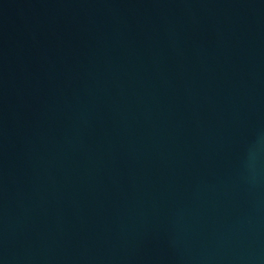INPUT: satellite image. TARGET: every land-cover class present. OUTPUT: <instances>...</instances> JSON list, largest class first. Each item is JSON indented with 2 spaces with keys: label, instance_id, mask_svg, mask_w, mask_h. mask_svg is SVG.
Returning a JSON list of instances; mask_svg holds the SVG:
<instances>
[{
  "label": "water",
  "instance_id": "95a60500",
  "mask_svg": "<svg viewBox=\"0 0 264 264\" xmlns=\"http://www.w3.org/2000/svg\"><path fill=\"white\" fill-rule=\"evenodd\" d=\"M0 264H264V0H0Z\"/></svg>",
  "mask_w": 264,
  "mask_h": 264
}]
</instances>
